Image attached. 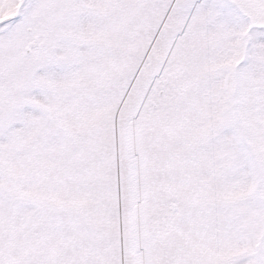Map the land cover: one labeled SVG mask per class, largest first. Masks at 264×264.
<instances>
[{"label": "snow or ice", "instance_id": "obj_1", "mask_svg": "<svg viewBox=\"0 0 264 264\" xmlns=\"http://www.w3.org/2000/svg\"><path fill=\"white\" fill-rule=\"evenodd\" d=\"M0 264H264V0H0Z\"/></svg>", "mask_w": 264, "mask_h": 264}]
</instances>
